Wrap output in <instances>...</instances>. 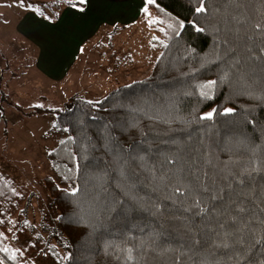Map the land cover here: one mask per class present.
Segmentation results:
<instances>
[{
    "label": "trees",
    "instance_id": "16d2710c",
    "mask_svg": "<svg viewBox=\"0 0 264 264\" xmlns=\"http://www.w3.org/2000/svg\"><path fill=\"white\" fill-rule=\"evenodd\" d=\"M66 5L85 6L36 11L55 22ZM150 11L148 76L70 108L18 105L54 112L68 137L46 153L49 226L31 185L0 166L5 264H40L51 244L61 264H264V0H153Z\"/></svg>",
    "mask_w": 264,
    "mask_h": 264
},
{
    "label": "crops",
    "instance_id": "0c3cea01",
    "mask_svg": "<svg viewBox=\"0 0 264 264\" xmlns=\"http://www.w3.org/2000/svg\"><path fill=\"white\" fill-rule=\"evenodd\" d=\"M41 1L48 0H0V125L4 120L10 122L9 118L13 116L28 121L55 122L52 111L27 114L18 105L22 108L59 109L54 98L58 100L62 91L74 90L75 87L78 89L74 94L68 100L63 99L68 102L82 98L79 92L94 89V82L86 76L77 75L74 69L85 64L81 63L84 57L90 58L87 45L100 41L99 37L104 35L102 28L140 22L146 27V19H155L156 16L151 11L145 14L148 0H86L84 7L66 5L59 19L51 22L36 11V4ZM29 2L34 6L30 7ZM29 49L34 58V69L30 70L28 66L23 74L12 71L7 77L1 60L17 58V54ZM17 61L21 62L20 59ZM73 80L77 81L76 86L72 85ZM102 80L104 84V74ZM14 84L20 89L23 85H32L45 93L33 96L29 104L22 105L11 100L8 94ZM5 103L15 109L5 113ZM35 131H40L41 136L48 133L40 129Z\"/></svg>",
    "mask_w": 264,
    "mask_h": 264
},
{
    "label": "rangeland",
    "instance_id": "374dc122",
    "mask_svg": "<svg viewBox=\"0 0 264 264\" xmlns=\"http://www.w3.org/2000/svg\"><path fill=\"white\" fill-rule=\"evenodd\" d=\"M29 6L34 5L29 2ZM102 31H104V35L99 37L100 41L95 40L87 45L86 51L91 52L90 58L84 57V61L81 63L85 64L74 69L77 75L86 76L94 82V89L82 90L83 92H79L80 96L95 101L104 98L121 85L148 76L159 55L155 42L156 35L141 25V22L125 26L119 24L117 27L104 26ZM83 53L87 54L85 51ZM16 56L17 58H10L9 61L1 60L7 77L12 71L23 74L28 66H30V70L34 69L31 49ZM18 59L21 62L17 61ZM71 83L76 86L77 81L73 80ZM77 89L78 87H75L74 90L62 91L58 100L54 98L55 104L59 108H70L71 100L68 102L66 100ZM44 93L32 85H23L20 89L16 88L15 84L12 92H10V88L8 91L11 100L22 105L29 104L33 96ZM64 97L66 100L63 99ZM12 108L14 107L9 103L4 104L5 113ZM54 117L56 120V114ZM14 119V116L10 117V122L4 120L0 125V166L9 177L19 181L17 183L28 182L31 185L33 192L31 207L35 208L38 218H45V221L42 222L49 226L46 221L57 218L59 211L52 204L45 185L46 178L50 175L53 176L52 165L46 153L66 139L68 134L55 129L54 121L35 122L21 118ZM39 129L48 133L41 136L40 131H35ZM56 180L54 179V181ZM35 241L41 242V239L38 238ZM55 247L51 244V246L47 245L46 248H43L48 252H41L38 255L40 264H61L63 262L67 253L63 250H56ZM0 264L5 263L0 259Z\"/></svg>",
    "mask_w": 264,
    "mask_h": 264
},
{
    "label": "snow or ice",
    "instance_id": "6c2138e0",
    "mask_svg": "<svg viewBox=\"0 0 264 264\" xmlns=\"http://www.w3.org/2000/svg\"><path fill=\"white\" fill-rule=\"evenodd\" d=\"M148 2H149V3H152L153 0H148ZM80 3H86V0H80ZM73 6L75 7V5H73ZM80 10L83 11V9H80ZM201 10H203V9H202V8H201V9H197V11H201ZM225 111H226V112H231L232 109H226ZM208 115L211 116V113H209Z\"/></svg>",
    "mask_w": 264,
    "mask_h": 264
}]
</instances>
